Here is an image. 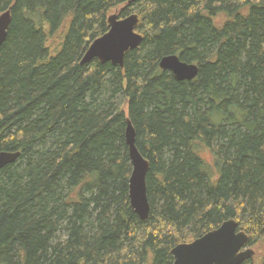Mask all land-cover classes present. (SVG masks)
Returning <instances> with one entry per match:
<instances>
[{"label":"trees","instance_id":"16d2710c","mask_svg":"<svg viewBox=\"0 0 264 264\" xmlns=\"http://www.w3.org/2000/svg\"><path fill=\"white\" fill-rule=\"evenodd\" d=\"M8 8L0 151L19 156L0 169V264H172V248L228 219L248 246L264 240V0ZM112 12L138 15L142 43L121 67L81 63ZM170 54L197 76L161 69ZM127 119L149 162L145 220L129 203Z\"/></svg>","mask_w":264,"mask_h":264},{"label":"water","instance_id":"95a60500","mask_svg":"<svg viewBox=\"0 0 264 264\" xmlns=\"http://www.w3.org/2000/svg\"><path fill=\"white\" fill-rule=\"evenodd\" d=\"M139 18L130 14L120 18L112 13L107 17L108 29L95 38L81 58V63L94 59L122 66L124 55L140 46L143 35L137 31ZM11 23L10 8L0 13V46L7 37ZM159 67L169 71L176 80H192L197 76L198 66L180 60L175 54L165 55ZM125 142L131 162L128 196L132 210L141 220L148 218L150 204L147 198L146 175L148 160L139 152L135 144V131L129 119L126 120ZM19 152L0 151V169L13 163ZM248 235L237 228L234 219L225 220L215 229L205 232L190 242L177 244L172 248V264H241L254 256L253 249L246 246Z\"/></svg>","mask_w":264,"mask_h":264},{"label":"rangeland","instance_id":"374dc122","mask_svg":"<svg viewBox=\"0 0 264 264\" xmlns=\"http://www.w3.org/2000/svg\"><path fill=\"white\" fill-rule=\"evenodd\" d=\"M205 157L207 159V154H205ZM249 247H251L254 250V255H255L257 261H259L261 259V257L264 256V240L258 244H254L251 246L249 245Z\"/></svg>","mask_w":264,"mask_h":264},{"label":"flooded vegetation","instance_id":"af4514ba","mask_svg":"<svg viewBox=\"0 0 264 264\" xmlns=\"http://www.w3.org/2000/svg\"><path fill=\"white\" fill-rule=\"evenodd\" d=\"M246 244H247V243H246ZM246 246L249 247L248 245H246ZM249 248H251V247H249ZM251 249H252V248H251ZM253 251H254V250H253ZM254 256H255V255H254ZM254 256H253V257H254ZM242 263H243V262H242ZM242 263H241V264H242Z\"/></svg>","mask_w":264,"mask_h":264},{"label":"bare ground","instance_id":"6f19581e","mask_svg":"<svg viewBox=\"0 0 264 264\" xmlns=\"http://www.w3.org/2000/svg\"><path fill=\"white\" fill-rule=\"evenodd\" d=\"M159 64V63H158Z\"/></svg>","mask_w":264,"mask_h":264}]
</instances>
